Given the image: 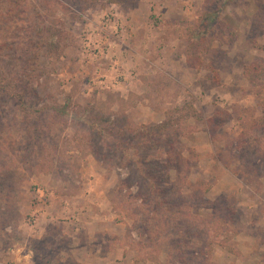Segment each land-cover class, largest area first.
I'll list each match as a JSON object with an SVG mask.
<instances>
[{
  "label": "rangeland",
  "instance_id": "1",
  "mask_svg": "<svg viewBox=\"0 0 264 264\" xmlns=\"http://www.w3.org/2000/svg\"><path fill=\"white\" fill-rule=\"evenodd\" d=\"M263 45L264 0H0V264H100L83 213L111 264H264Z\"/></svg>",
  "mask_w": 264,
  "mask_h": 264
},
{
  "label": "crops",
  "instance_id": "2",
  "mask_svg": "<svg viewBox=\"0 0 264 264\" xmlns=\"http://www.w3.org/2000/svg\"><path fill=\"white\" fill-rule=\"evenodd\" d=\"M135 28H137L136 24H135ZM108 214L111 215V213H83V215H87L86 224H88V225H86L87 228L85 227L81 231L83 234H82L80 240L74 242V244H75L74 247L76 248L78 246L79 247L78 249L81 250V248H83V247L80 248L79 245L82 242L86 243L85 245H89V242L92 239V236H94V237L100 236V238H102V239L104 238L103 242L99 240V242L103 243V246L98 245V247L94 248L93 250H90V252H92L91 256L95 257L94 259H92L93 262H95V263H97V260H98V262L100 264L102 262L104 264H106L107 263L106 261L108 260L109 264H111V259H112V258H110L111 253L108 252V250H107V246L109 247L111 239H112L110 237L113 235L115 229H118L120 234L124 233V232H122L123 230L121 228H118L119 225L114 224L112 222V219L110 218V215H108ZM91 217L93 218L94 223H95L94 227H96V229L94 231H92V229L90 227L91 224H89ZM69 233H70L69 231L61 230L60 233L58 231V234H56L55 237L57 240H59L58 237L64 239V238H67ZM53 240H54V238H53ZM241 245H243L242 248H244V249L246 248V245L244 243H241L239 246L241 247ZM67 247H69V248L67 249ZM60 249H61L60 250V254H61L60 259L63 262L68 263L67 260H69V258L72 257V253H73L71 246L68 244L64 248H60ZM108 254H109V257H107ZM124 263H125V259H124L123 264Z\"/></svg>",
  "mask_w": 264,
  "mask_h": 264
},
{
  "label": "built area",
  "instance_id": "3",
  "mask_svg": "<svg viewBox=\"0 0 264 264\" xmlns=\"http://www.w3.org/2000/svg\"><path fill=\"white\" fill-rule=\"evenodd\" d=\"M34 192H35L36 206H37V204L44 203L46 201L45 198H47V196H48L47 190H45L41 187H36ZM42 214H44V213H30V215L28 217V224L31 226H34L40 217H44V215H42ZM48 215H50V214L48 213Z\"/></svg>",
  "mask_w": 264,
  "mask_h": 264
},
{
  "label": "trees",
  "instance_id": "4",
  "mask_svg": "<svg viewBox=\"0 0 264 264\" xmlns=\"http://www.w3.org/2000/svg\"><path fill=\"white\" fill-rule=\"evenodd\" d=\"M260 48L264 49V45L263 46H260Z\"/></svg>",
  "mask_w": 264,
  "mask_h": 264
}]
</instances>
